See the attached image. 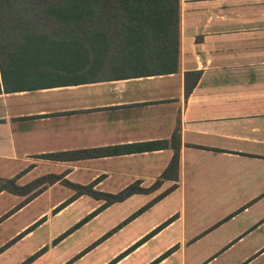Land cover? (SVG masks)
<instances>
[{
    "label": "crops",
    "instance_id": "1",
    "mask_svg": "<svg viewBox=\"0 0 264 264\" xmlns=\"http://www.w3.org/2000/svg\"><path fill=\"white\" fill-rule=\"evenodd\" d=\"M180 18L176 73L134 76L128 65L133 57L113 56L116 65L110 69L119 72L111 76L0 94V178L21 175L18 183L24 186L47 175H66L82 186L98 181L95 189L109 194L135 183L150 189L160 181L151 191L92 216L84 227L113 214L95 237L85 240L87 247L99 242L78 261L101 252L88 264H264V0H180ZM189 72H201V78L187 99ZM175 135L180 139L178 169L161 180L175 155ZM166 141L167 148L150 152L71 162L39 158ZM74 195L58 182L21 207L25 211L47 198L42 212L10 236L17 245L81 200H94L58 233L32 244L25 257L50 246L40 258L46 257L69 243L81 228L54 245L105 204L84 195L54 214ZM4 197L11 199V207L25 200L0 193Z\"/></svg>",
    "mask_w": 264,
    "mask_h": 264
},
{
    "label": "trees",
    "instance_id": "2",
    "mask_svg": "<svg viewBox=\"0 0 264 264\" xmlns=\"http://www.w3.org/2000/svg\"><path fill=\"white\" fill-rule=\"evenodd\" d=\"M180 20V0H0V94L38 90L46 86L45 83H37L39 71L32 69L28 72V68L23 69L27 67V52H24L35 40L62 43L73 34L104 45H121L123 51L133 55L128 65L135 71L134 76L176 73L180 54ZM85 48L92 53L94 44ZM143 65H147L145 69H142ZM93 71L97 70L93 68ZM200 78L201 72L186 73L187 99ZM179 144L180 139L175 135L172 140L175 155L161 180L173 177L177 172ZM168 146L167 141L151 142L57 152L39 158L71 162L157 151ZM20 177L21 175L11 179L0 178V193L25 197L16 210L43 193L49 185L58 182L75 190L76 194L55 212L84 195L105 201L100 209L83 222L115 202L135 194L147 193L160 184L158 181L152 188L145 189L135 183L119 194H109L95 189L98 181L82 186L66 180V175H47L22 186L18 183ZM153 203L139 213L147 210Z\"/></svg>",
    "mask_w": 264,
    "mask_h": 264
},
{
    "label": "rangeland",
    "instance_id": "3",
    "mask_svg": "<svg viewBox=\"0 0 264 264\" xmlns=\"http://www.w3.org/2000/svg\"><path fill=\"white\" fill-rule=\"evenodd\" d=\"M82 37L83 36H80L79 34H73L69 37H66V39L62 43L35 40L34 43L29 46L24 52H27V55L25 57V64L27 67H23V69L25 70L26 68H28L26 70L28 72L32 69L34 71H39L37 83L50 84L64 82L67 80H76L79 77L89 78L93 77L94 75H101L104 77L111 76L112 74L119 72H114L113 69H110L114 68L116 65V63L114 62V58H112L113 56L133 57L130 52L123 51L121 45H104L100 42H95L96 40L87 41V39H83ZM93 44L94 50L91 53L89 49L85 48V46H91ZM145 66L147 65H143L142 69H145ZM93 68L99 71L95 72L93 71ZM74 196H72L71 198H73ZM71 198H69L68 200H70ZM46 201L47 198L42 199L25 211L22 210V208L17 211L16 209L20 207L22 202L11 207L9 205L11 199H9L8 201L5 200V197L0 198V212L2 213V211L7 210L0 216V264H62L65 258L68 259L76 251H78L79 248L81 249V247L86 246L82 251L75 254L71 259L63 263L71 264L75 261H78L80 256L84 255L86 252L90 251L98 244L99 241L87 247L85 240L95 237L96 233L99 232V228L106 222L110 221L113 216L112 213H107L101 220L93 221L90 225L84 227V225L92 219L89 218L87 221L83 222L86 218L89 217L88 216L81 221L83 223L79 222L70 230L59 236L55 240L54 245L58 244L64 238L68 237L70 233L81 228L78 230L81 232H78L76 236H74L75 238H73L69 243L53 250L46 257L40 258L45 252H48L50 250V246H47V248L35 254H32L31 256L25 257L27 256L26 254L31 251V247H34L36 244H39L42 241L46 240L45 236H49L50 233H58L60 230L67 226L70 220L75 218L77 215H81L84 211H88L92 206L94 200L90 197L81 200L80 203L76 207H74L66 216L54 220L51 225L42 227L43 229L36 231L35 236L28 241L20 245L15 244L16 241L12 240L16 237L10 239V236L13 235L16 230L23 226L25 223L36 217L38 213H41L46 206ZM11 213H13V215L5 218ZM54 214H56V212ZM35 228L37 230L36 226ZM35 228H33L32 226L29 229L27 228L25 232L23 231L24 233H22L24 235L25 233H28ZM130 232L131 230L124 233L122 235V239H124ZM109 234L106 235L104 239L108 237ZM32 244L34 245L31 246ZM13 245L17 246L14 247ZM108 247L109 245H107L103 249V251H106ZM99 255H102V253H95L90 257V259H87V261H78L75 264H88L90 261L94 263Z\"/></svg>",
    "mask_w": 264,
    "mask_h": 264
}]
</instances>
